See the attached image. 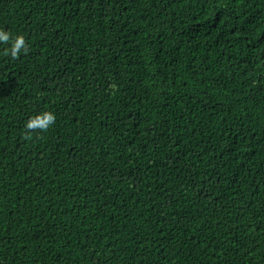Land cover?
Returning a JSON list of instances; mask_svg holds the SVG:
<instances>
[{
    "label": "trees",
    "instance_id": "obj_1",
    "mask_svg": "<svg viewBox=\"0 0 264 264\" xmlns=\"http://www.w3.org/2000/svg\"><path fill=\"white\" fill-rule=\"evenodd\" d=\"M0 29L29 45L0 43V264H264V0H0Z\"/></svg>",
    "mask_w": 264,
    "mask_h": 264
},
{
    "label": "clouds",
    "instance_id": "obj_2",
    "mask_svg": "<svg viewBox=\"0 0 264 264\" xmlns=\"http://www.w3.org/2000/svg\"><path fill=\"white\" fill-rule=\"evenodd\" d=\"M0 43L9 45V48L4 50L6 56H10L13 60L18 59L21 54H27L29 51L28 42L25 36L17 34L13 37L9 31L0 29ZM115 88V85H112ZM56 122V115L51 110H44L32 115L25 124V138L31 139L32 133L37 131L46 132Z\"/></svg>",
    "mask_w": 264,
    "mask_h": 264
}]
</instances>
